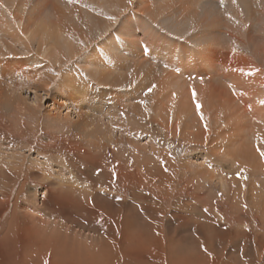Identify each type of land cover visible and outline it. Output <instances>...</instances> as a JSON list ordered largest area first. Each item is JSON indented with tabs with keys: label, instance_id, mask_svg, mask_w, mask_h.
Returning <instances> with one entry per match:
<instances>
[{
	"label": "rangeland",
	"instance_id": "374dc122",
	"mask_svg": "<svg viewBox=\"0 0 264 264\" xmlns=\"http://www.w3.org/2000/svg\"><path fill=\"white\" fill-rule=\"evenodd\" d=\"M169 2L192 9L132 0L131 12L147 20ZM101 57L97 74L79 56L56 64L45 91L12 79L25 61L0 58V264H264V150L243 135L228 147L226 125L133 117L100 81L121 72ZM183 72L216 106L237 94L215 79L211 98L208 70Z\"/></svg>",
	"mask_w": 264,
	"mask_h": 264
},
{
	"label": "bare ground",
	"instance_id": "6f19581e",
	"mask_svg": "<svg viewBox=\"0 0 264 264\" xmlns=\"http://www.w3.org/2000/svg\"><path fill=\"white\" fill-rule=\"evenodd\" d=\"M189 1L192 9L158 4L153 12L144 11L149 19L137 21L132 0H0V58L26 62L14 67L17 84L36 83L48 90L52 70L60 72L56 64L79 56L82 66L97 74L104 56L121 72L113 81L108 80L111 73L99 79L113 87L112 96L133 117L147 113L159 120H191L190 132H198L203 122L207 131L226 125L236 133L226 139L228 147L238 151L237 137L243 135L264 150V0ZM141 38L147 39L143 59L135 44ZM180 38L186 49L175 41ZM203 69L209 71L203 84L211 98L215 79L237 87L238 95L220 98L217 106L211 103L201 80L191 84L183 75L184 70L197 75ZM68 81L72 85L73 78ZM75 93L84 97V86ZM197 97L201 111H196Z\"/></svg>",
	"mask_w": 264,
	"mask_h": 264
}]
</instances>
